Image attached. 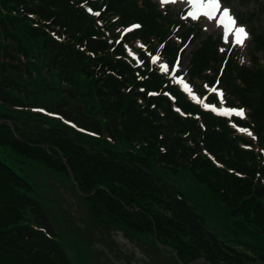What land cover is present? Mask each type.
I'll use <instances>...</instances> for the list:
<instances>
[{
    "label": "trees",
    "instance_id": "16d2710c",
    "mask_svg": "<svg viewBox=\"0 0 264 264\" xmlns=\"http://www.w3.org/2000/svg\"><path fill=\"white\" fill-rule=\"evenodd\" d=\"M183 14L154 0H0V264H72L27 163L71 181L70 169L99 223L151 236L174 264L173 252L184 264L264 262V28L243 62ZM187 44L190 93L170 77ZM169 176L199 185L252 254Z\"/></svg>",
    "mask_w": 264,
    "mask_h": 264
},
{
    "label": "rangeland",
    "instance_id": "374dc122",
    "mask_svg": "<svg viewBox=\"0 0 264 264\" xmlns=\"http://www.w3.org/2000/svg\"><path fill=\"white\" fill-rule=\"evenodd\" d=\"M188 10L192 21H201L206 34H224L225 49L229 47L246 50L251 43L252 31L264 28V0H159ZM218 3L223 10H230L238 19L235 30L227 32L219 15H209L207 6ZM254 14V16L252 15ZM249 17L244 21L243 18ZM245 16V17H244ZM253 20V21H252ZM194 46L188 45L182 58V69L189 63ZM44 201L52 221L66 237L67 252L72 264H174L171 253L157 250L151 236H139L123 227L107 228L92 215L88 205L75 193L72 182L35 163L21 165ZM168 181L192 198L204 213L210 228L232 247L252 254L246 245L244 234L234 222L224 220L219 207L207 197L206 192L186 176H169ZM40 197H38L40 199ZM264 264V262H257Z\"/></svg>",
    "mask_w": 264,
    "mask_h": 264
},
{
    "label": "water",
    "instance_id": "95a60500",
    "mask_svg": "<svg viewBox=\"0 0 264 264\" xmlns=\"http://www.w3.org/2000/svg\"><path fill=\"white\" fill-rule=\"evenodd\" d=\"M69 173H70V177H71V179H72V181H73V183L75 184V186L77 187V185H76V182H75V180H74V176H73V174H72V172L69 170ZM81 194V193H80ZM160 246V248H163L161 245H159ZM175 254V256L178 258V254L177 253H174ZM178 261L182 264V261H180L179 259H178Z\"/></svg>",
    "mask_w": 264,
    "mask_h": 264
}]
</instances>
